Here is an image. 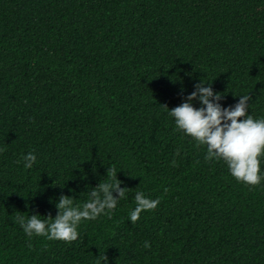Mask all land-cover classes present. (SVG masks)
Returning <instances> with one entry per match:
<instances>
[{"label": "trees", "instance_id": "trees-1", "mask_svg": "<svg viewBox=\"0 0 264 264\" xmlns=\"http://www.w3.org/2000/svg\"><path fill=\"white\" fill-rule=\"evenodd\" d=\"M200 81L264 119V0H0V264H264V157L237 182L168 115ZM111 167L110 218L29 240L17 216L82 205ZM137 192L160 203L131 223Z\"/></svg>", "mask_w": 264, "mask_h": 264}, {"label": "clouds", "instance_id": "clouds-1", "mask_svg": "<svg viewBox=\"0 0 264 264\" xmlns=\"http://www.w3.org/2000/svg\"><path fill=\"white\" fill-rule=\"evenodd\" d=\"M205 84L203 81L195 84V90L179 106L171 110L166 105L163 107L174 118L177 132L191 137L197 147H206L205 161L222 160L237 182L250 187L259 185L262 180L261 157H264V119H254L248 114L249 94L240 96L234 106L222 107L219 101L223 95L214 93L211 83H207L208 86ZM194 100H198L201 107H194ZM22 161L25 169H31L36 155L29 152L22 157ZM172 163L175 166V161ZM107 175L109 180L92 188L89 199L82 205L74 204V198L70 196L61 195L55 205L57 214L54 218L49 215L42 220L40 215L33 214L27 218L17 216L16 222L29 240L37 236L69 244L76 241L80 235L77 229L82 221L96 220L102 214L110 218L118 201L126 196L127 188L120 187L122 182L117 179L116 169H107ZM135 203L136 207L129 216L131 223H136L142 212L155 210L160 200L149 199L143 192H137ZM144 247L150 248L151 245L145 241ZM107 259L102 255L104 264H107Z\"/></svg>", "mask_w": 264, "mask_h": 264}]
</instances>
